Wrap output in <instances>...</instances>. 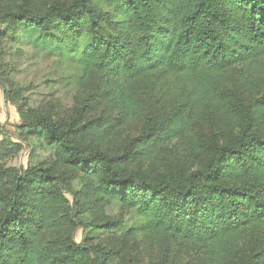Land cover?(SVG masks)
Here are the masks:
<instances>
[{
	"label": "trees",
	"instance_id": "obj_1",
	"mask_svg": "<svg viewBox=\"0 0 264 264\" xmlns=\"http://www.w3.org/2000/svg\"><path fill=\"white\" fill-rule=\"evenodd\" d=\"M1 25L0 54L17 30L69 58L83 78L105 75L103 99L118 125L143 116L139 83L173 98L161 119L110 150L103 141L116 126L105 131L85 117L89 97L63 122L30 107L18 88L4 91L21 135L50 149L58 167H77L95 201L139 217L130 227L94 221L89 232L153 234L187 246L199 264H264V90L245 99L227 87L264 63V0H2ZM197 113L225 116L232 128L212 135L188 167L166 168L156 157L155 171L131 168L139 149L147 157L187 139ZM63 184L54 167L0 168V264H113L112 248L71 238L80 213ZM54 227L65 234L46 238Z\"/></svg>",
	"mask_w": 264,
	"mask_h": 264
},
{
	"label": "rangeland",
	"instance_id": "obj_2",
	"mask_svg": "<svg viewBox=\"0 0 264 264\" xmlns=\"http://www.w3.org/2000/svg\"><path fill=\"white\" fill-rule=\"evenodd\" d=\"M2 1V0H0ZM14 1V0H13ZM2 27V25L0 26ZM0 54V168L14 167L26 170L33 167H54L64 178L63 195L75 210L79 220L75 221L71 238L90 246L112 248L113 264H199L198 257L185 245L166 239L158 240L153 234L140 232L135 238L123 230L89 232V224L98 220L120 222L125 227L135 225L139 217L135 211L112 202L100 204L95 201L86 187V178L77 167L60 168L56 165L53 153L36 138L21 135L18 125L22 119L15 106L4 96V91L18 88L22 97L34 110L57 120L66 121L76 107L89 97L90 107L85 117L91 119L99 128L109 131L104 146L115 150L137 135L138 129L147 121L161 119L173 107V98L146 83H139L137 89L143 99V116L118 125L117 109L103 99L106 89V76L93 73L88 79L80 75L79 68L69 58L57 56L38 49L30 40L23 39L19 31L9 30L1 43ZM228 88L248 99L249 95L264 90V63L254 70L235 73ZM15 92V91H14ZM189 137L164 144L146 156L135 154L131 168L148 167L155 171L157 157L166 168L188 167L201 156L199 148L208 142L212 135H223L232 128L230 120L216 115L211 120L197 113L189 122ZM144 152V151H142ZM78 221L80 223H78ZM65 234L59 228L44 232L45 237L54 239Z\"/></svg>",
	"mask_w": 264,
	"mask_h": 264
}]
</instances>
